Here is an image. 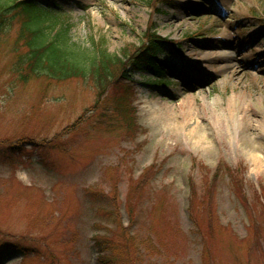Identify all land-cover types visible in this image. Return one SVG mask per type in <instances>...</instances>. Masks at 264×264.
<instances>
[{
  "label": "rangeland",
  "instance_id": "374dc122",
  "mask_svg": "<svg viewBox=\"0 0 264 264\" xmlns=\"http://www.w3.org/2000/svg\"><path fill=\"white\" fill-rule=\"evenodd\" d=\"M37 1L49 17L47 42L67 31L81 66L100 48L111 55L141 48L151 32L161 39L155 60L163 73L143 70L129 80L146 131L131 137L115 112V90L98 103L90 76L58 80L44 71L26 80L29 63L21 70L19 62L30 49L19 40L21 24L0 33V264H102L95 238L108 235L116 264H264V164L257 165L264 131L249 119H230L244 103L245 114L254 113L258 99L264 111L257 78L264 72V0ZM226 53L238 71L251 62L235 83L224 84L218 58ZM221 161L231 172L244 170L247 206L224 176L198 227L188 210V179L197 180L202 206ZM153 166L151 189L168 188L177 213L161 219L152 198L140 196L134 215L146 222L142 235L154 231V242L130 249L122 236L141 231L125 208L128 178ZM118 175L123 225L114 227L101 216L98 197Z\"/></svg>",
  "mask_w": 264,
  "mask_h": 264
},
{
  "label": "trees",
  "instance_id": "16d2710c",
  "mask_svg": "<svg viewBox=\"0 0 264 264\" xmlns=\"http://www.w3.org/2000/svg\"><path fill=\"white\" fill-rule=\"evenodd\" d=\"M37 2V0H0V33L13 25L14 22H19L21 24L19 40L25 41L26 46L30 49L28 54L20 56L19 62L21 70L25 69L23 66L26 63H29V66L25 69L29 73L26 80L30 79L32 75L39 78L44 71H49L52 74L51 78L58 80L83 79L90 76L98 90V103L108 98L111 90H115L111 99L115 105V112L122 117L131 137H135L141 132L145 133L146 131L139 123V110L135 105V88L129 80L133 75L143 70L153 74L157 73L155 77H159V74L163 73L161 64L155 60L161 39L149 32L146 39L147 43L142 44L141 48L129 45L118 55H111L108 50L100 48L101 50L93 56L90 66L83 67L80 60L84 58H76L75 54L77 52L67 46V31L62 32L61 37L65 36L64 39L60 38V35L57 36L60 40H63L62 42L58 40L59 38L47 42L49 34L46 31L50 28L46 24L49 17ZM159 2L165 4L167 1L158 0ZM99 46L102 47V44H99ZM73 128L74 125L71 129ZM194 165H196V161H194ZM155 168L156 166H153L138 179H134L132 173L128 178L129 193L125 198V208H127L128 217L131 218V224L139 225L141 231V237H139V231L125 233L122 236L126 242V247L130 249L135 247L142 249V243L150 244L154 242V231L152 229L146 230V234L142 235L144 228L146 229V222H141L140 216L134 215V210L136 212L138 209L136 207L134 209L133 203H142V200L139 199L140 196L147 195L152 198L153 204L151 207L160 210L161 219L166 217L170 211L177 213L173 198L170 197L167 191L168 188L151 189ZM224 176L230 179L233 191L241 197L243 204L247 206L244 195V170L239 167L231 172L227 164L221 161L214 177L207 183V198L202 206L198 205L201 196L197 180L193 176L188 179L190 189L188 210L198 227L197 216L199 212L202 213L208 208L212 211L215 203V190L218 186L216 181ZM122 177L118 175L113 179L114 187L110 188V192L106 193L100 190V196L98 197L101 203V216L106 218L108 222H112L114 227L123 225L119 205V184ZM166 227L169 231H173L174 220L169 218ZM105 231L110 233L107 229ZM257 233H259V230ZM140 238H142L141 241ZM108 239H110V235L95 238L100 261L102 264H116L114 259L109 257L116 250V246Z\"/></svg>",
  "mask_w": 264,
  "mask_h": 264
},
{
  "label": "bare ground",
  "instance_id": "6f19581e",
  "mask_svg": "<svg viewBox=\"0 0 264 264\" xmlns=\"http://www.w3.org/2000/svg\"><path fill=\"white\" fill-rule=\"evenodd\" d=\"M175 27H177V26H175ZM202 50H203L202 48L194 49L193 52H192V55L194 54L195 57L198 58L199 54H200V52ZM218 59L221 60V62H222L221 73L225 72V73H227L226 75H228V76L223 78L224 84H225V82L227 83L228 81L233 82V83L239 81L242 76H245L247 74V72L250 70V67H251L249 65L251 62H249L244 67V69L238 71L237 67L235 65H232L234 57L230 53H228V54L226 53V54L220 55ZM206 61H209V60L207 59ZM190 65H191V68H196V70H200L195 65L194 61ZM213 76H214V79L217 80L216 78L218 77V75L216 74V72L213 74ZM257 78L259 80H261V82H264V72H262L261 76H259ZM214 79H212V80L214 81ZM197 80L205 82L207 80V78L201 76V77L197 78ZM239 108H241L240 112H237V111H234V110L230 111V113H231L230 114V119H233V120L237 119V121H239L240 123L245 121V119H249V122H250L251 126L255 130L264 131V111H263V106H262V103L260 102V99H258L256 111L254 113L250 114V115H247L244 112L245 103ZM254 150L258 151L259 148L258 149H254ZM263 164H264V161L257 159V165L262 166Z\"/></svg>",
  "mask_w": 264,
  "mask_h": 264
}]
</instances>
